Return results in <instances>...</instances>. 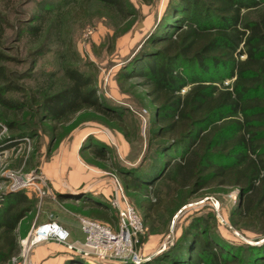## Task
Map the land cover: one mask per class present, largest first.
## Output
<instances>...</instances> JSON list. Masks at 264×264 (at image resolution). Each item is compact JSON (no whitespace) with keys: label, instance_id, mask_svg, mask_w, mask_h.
I'll return each mask as SVG.
<instances>
[{"label":"trees","instance_id":"trees-1","mask_svg":"<svg viewBox=\"0 0 264 264\" xmlns=\"http://www.w3.org/2000/svg\"><path fill=\"white\" fill-rule=\"evenodd\" d=\"M96 1L121 17L131 16L127 0ZM40 24L26 25L19 35L39 36ZM6 26L7 18L0 14V41ZM11 60L0 51V62ZM63 73L66 84L60 89L48 92L41 86L33 91L14 83L13 72L0 65V116L13 131L0 151L13 146L16 137L36 135L41 122H50L53 129L77 113L93 111L108 121H122V113L97 91L94 73L70 66ZM119 77L142 79L155 115L138 163H112L123 194L133 200L143 221L173 215L193 197L235 187L237 202L229 224L242 234L253 233L254 240L264 235V0H168ZM17 91L25 92L24 100L11 95ZM118 129L128 140L124 127ZM88 141L81 145V154L87 151L94 160H110L106 143L93 137ZM160 181L165 186L162 194L147 192ZM35 206L23 189L0 194V264H15L12 259L21 253L19 241L27 234L26 222ZM111 206L101 202V208H90L85 215L117 226L119 216ZM72 210L85 212L81 205ZM214 224L211 212L196 216L170 246L150 259L110 262L264 264V240L233 245L222 240ZM145 241L140 234L138 245ZM72 254L65 264H97Z\"/></svg>","mask_w":264,"mask_h":264},{"label":"rangeland","instance_id":"rangeland-1","mask_svg":"<svg viewBox=\"0 0 264 264\" xmlns=\"http://www.w3.org/2000/svg\"><path fill=\"white\" fill-rule=\"evenodd\" d=\"M127 1L131 16L124 18L96 0H0V14L7 18L0 51L13 59L0 62V65L13 72L11 78L14 83L33 91L42 86L43 91L53 92L66 84L64 68L76 67L85 73H94L99 94L123 115L122 121L114 122L106 120L97 112L86 111L75 114L54 130L50 122H41L36 135L16 137L11 140L15 142L13 146L0 151V194L12 189H23L36 204L34 213L26 222L28 231L23 238L39 223L53 219L61 224L53 215L54 211L60 212L61 208L55 210L52 207L55 199L52 198L54 194L51 187L56 178L67 176L72 161L80 165L81 162L86 165L85 160L91 161L95 164L88 163L89 168L120 184L121 178L112 163L136 164L144 154L146 140L154 127L153 106L141 85L142 79L125 80L119 77V71L141 48L168 0ZM39 22L42 26L39 36L26 32L19 35V32H24L26 25ZM228 82L225 81V84ZM11 95L19 100L25 99L23 91ZM4 121L0 116V149L7 145L6 140L13 133ZM120 126L124 127L128 140L119 131ZM90 137L100 139L109 146L110 160H94L87 151L81 154V145ZM153 156L150 154L148 159L153 160ZM162 183L160 181L154 188H147V192L160 191L162 194L165 191ZM118 192L121 193L119 189ZM237 192L235 187H230L199 199L193 197L173 215L160 214L151 223L143 221L133 200L124 195L141 219L142 231L139 235L146 237L140 246L136 243L139 260L135 263L148 260L166 249L194 217L206 216L210 212L215 218L217 234L227 243H262L264 235L254 240L253 233L242 234L229 224L228 216L237 202ZM107 195V201L111 204L115 197L114 190ZM113 211L118 216L114 208ZM62 215L67 217V214ZM84 217L89 218L81 213L70 215L79 224ZM103 224L113 230L118 228V225ZM19 245L21 253L12 262L27 264L30 250L22 251L21 239ZM239 255L247 256L246 252ZM94 261L97 264H112L108 259Z\"/></svg>","mask_w":264,"mask_h":264},{"label":"crops","instance_id":"crops-1","mask_svg":"<svg viewBox=\"0 0 264 264\" xmlns=\"http://www.w3.org/2000/svg\"><path fill=\"white\" fill-rule=\"evenodd\" d=\"M72 163L67 176L62 175L52 183L51 191L54 194L52 198L55 199L52 207L55 210L61 208L62 213L54 211L53 215L62 226L69 230L68 242L81 248L84 234L77 220L70 218V215L77 214L72 208L79 205L84 211L90 208H101V202H107V193L110 194L111 190H114V184L111 177L101 176L98 171L89 168L84 162H81V165L75 161ZM25 193L30 197L28 192ZM62 214H67V217ZM81 215L85 214L81 212ZM71 254L72 252L64 244L50 240L34 245L30 249L29 260L32 264H65L72 256Z\"/></svg>","mask_w":264,"mask_h":264},{"label":"built area","instance_id":"built-area-1","mask_svg":"<svg viewBox=\"0 0 264 264\" xmlns=\"http://www.w3.org/2000/svg\"><path fill=\"white\" fill-rule=\"evenodd\" d=\"M116 183L113 182L115 197L111 204L119 216L118 228L113 230L98 220L81 218L80 228L84 234V241L80 249L94 253L101 258H122L132 255L136 262L139 260L136 243L138 242V235L142 231L141 219L135 208L126 201L119 183ZM118 189L121 191L120 194ZM123 217L126 219L128 227ZM69 237V230L51 219L39 223L25 238L21 239L22 251H28L34 245L50 240L70 247L73 245L68 242ZM26 263L31 264L30 260H27Z\"/></svg>","mask_w":264,"mask_h":264},{"label":"water","instance_id":"water-1","mask_svg":"<svg viewBox=\"0 0 264 264\" xmlns=\"http://www.w3.org/2000/svg\"><path fill=\"white\" fill-rule=\"evenodd\" d=\"M213 203L215 204L216 203V201L215 200H213ZM217 216L221 219V221H223V219H222V217L219 215V214H217ZM123 219H124V222H125V224L127 225V227H128V224H127V221H126V219L123 217ZM66 246V248L70 251V252H75V253H78V254H81V255H84V256H86V257H88V258H92V259H109V260H115V261H122V262H135V260H134V256H132V255H130V256H128V257H122V258H112V257H107V258H101L100 256H98V255H96V254H94V253H91V252H87V251H83V250H81L80 248H78V247H75V246H67V245H65Z\"/></svg>","mask_w":264,"mask_h":264}]
</instances>
